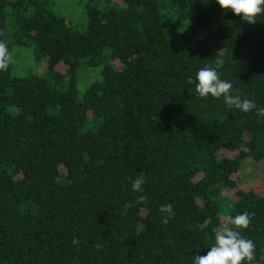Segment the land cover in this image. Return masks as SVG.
<instances>
[{
	"label": "trees",
	"instance_id": "16d2710c",
	"mask_svg": "<svg viewBox=\"0 0 264 264\" xmlns=\"http://www.w3.org/2000/svg\"><path fill=\"white\" fill-rule=\"evenodd\" d=\"M79 4L80 25L52 0H0L12 56L0 71V264H193L243 212L255 213L238 229L251 264H264V194L236 178L264 160V117L195 91L222 59L232 94L264 108V14L248 23L217 0ZM82 66L94 74L80 93Z\"/></svg>",
	"mask_w": 264,
	"mask_h": 264
},
{
	"label": "clouds",
	"instance_id": "9594fccd",
	"mask_svg": "<svg viewBox=\"0 0 264 264\" xmlns=\"http://www.w3.org/2000/svg\"><path fill=\"white\" fill-rule=\"evenodd\" d=\"M219 6L225 11L231 10L248 23H256L257 17L264 14V0H217ZM12 63V56L9 53L7 44L0 41V71H7ZM222 59L215 60V67L206 66L201 68L196 74L195 91L201 98L209 95L219 99L224 98V103L229 107L239 109L245 113L256 110L258 117H264V108H257L252 99H242L240 95H233L232 84L222 80L217 69L223 66ZM145 183L143 175L132 181L134 191L142 193V185ZM146 197H137L138 203L146 202ZM164 213L163 222L165 224L174 218V210L171 203L161 205L159 208ZM255 213L243 212L235 217L228 218V224L233 228L223 227L216 232L215 243L209 248L205 255L194 256L193 264H244L245 261L251 264L255 260V244L250 239L241 236L238 229H247Z\"/></svg>",
	"mask_w": 264,
	"mask_h": 264
},
{
	"label": "rangeland",
	"instance_id": "374dc122",
	"mask_svg": "<svg viewBox=\"0 0 264 264\" xmlns=\"http://www.w3.org/2000/svg\"><path fill=\"white\" fill-rule=\"evenodd\" d=\"M52 6L56 8L59 13H64L67 18L72 19L74 24L80 25L82 23L83 20L81 16L83 7L80 6L79 0H52ZM28 56L29 54L26 50H22V52L15 54L13 60L14 68L17 73L24 71L28 66L30 60ZM58 68L61 71H64L65 66L61 64ZM79 74L80 79L78 82V89L80 93H82L87 84L92 80L91 78L93 77L94 72L87 67L82 66ZM236 178L239 181V188L243 190L254 189L257 192L264 194V160L259 162H254L250 159L246 160L237 172ZM234 191V188L227 189L223 191V195L233 200L235 196ZM224 225L225 223L223 222V227Z\"/></svg>",
	"mask_w": 264,
	"mask_h": 264
}]
</instances>
